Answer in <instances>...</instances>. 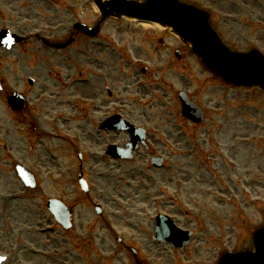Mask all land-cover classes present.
<instances>
[{
  "label": "rangeland",
  "instance_id": "1",
  "mask_svg": "<svg viewBox=\"0 0 264 264\" xmlns=\"http://www.w3.org/2000/svg\"><path fill=\"white\" fill-rule=\"evenodd\" d=\"M32 1L31 6L38 9L40 0ZM79 2L78 19L81 21L82 18L83 22L91 24V21H95V16H97L91 0H79ZM12 8L17 9V5L13 3ZM257 8L259 12L247 11L248 19L260 13L257 20L264 22V12H262L264 3H261ZM35 13L34 10H31L29 14L18 10V13H14L13 17L23 16L28 19V22L35 24V21H37L33 15ZM32 18H34V21ZM38 22L41 23L40 20ZM215 22L220 35L225 36L232 49L237 51L248 50L251 48V41L264 48V26L262 24L258 23L259 27L254 29V38L251 39L250 34L248 37L247 31H244L245 28H242L241 32L232 31L240 29L237 23L229 25L228 30L221 29L220 31L218 19L215 18ZM244 25L246 26L247 22ZM240 33L242 34L241 37ZM104 35L110 39V47L115 48L113 53L121 55L119 58L111 59V70H116V74L107 86L114 92L115 97L110 101L109 106L105 107V112L108 111V107L112 114L114 113V107L121 106L122 117L127 118L137 126L146 128L151 132V135L155 133L167 137L166 133L172 127H165L166 119L159 121L152 116V110L149 106L155 105L153 98L156 96L164 106L173 108L175 105H173L174 100L170 93L172 85L174 90H181V81L187 80V90L183 91L192 94L198 88L201 80L212 81L210 75L191 53L182 51L181 58L188 71L186 78H179V76H182L181 67L172 63L173 53L175 50H182L183 47L180 41L168 33L163 34L155 29L142 28L125 20H111L104 29ZM160 39L164 40V46L158 44ZM169 64L176 69L175 72L165 73L169 71L167 69ZM118 65L121 66L120 73L117 71ZM142 66L148 67H146L148 71L145 77H141L139 74ZM118 77L122 78L117 81ZM121 81H124L123 87L120 86ZM189 84L190 86H187ZM216 84L218 86L215 85V82H211V86H206L199 91L200 98H197V102L206 110V122L201 133L203 139H205L208 133L212 134L213 132V126L208 123H221L223 134L220 137V142L222 151L226 155L229 154L227 148L232 144V135H236L235 142L238 145L235 149L238 166L237 174L226 177L227 172L224 170L222 173L214 174L213 177L218 181L214 185L209 182L196 183L195 185L190 183L189 185L185 180L186 170L192 173L199 167L203 176L208 174L196 158H192L191 166L188 167L185 165L187 163L186 158L183 157V154H179V163L180 165L184 164V166H181L184 168L183 171L165 174L162 179H156L151 172H145L147 176L145 182L153 192H156L161 184L171 189L175 187L178 193L179 191L183 194L185 192V195L194 189L196 195L201 194L203 196V199H199L198 196L196 198L199 199V205L204 207V219L211 226H217L220 230L208 229L211 237L206 243L207 235L205 232L193 228L194 225L190 220H183L175 212L173 218L177 226L181 229L195 230L196 236L190 246L182 253L173 252L167 247L153 249L151 258L158 264H215L224 249H229V251L247 250L246 247L250 242L252 232L264 224V94L258 91L222 89L219 87L220 84ZM157 88L162 90L163 98L157 95ZM215 90H219V95L214 96ZM83 93L87 97L92 94L91 91L87 90ZM135 98L138 100L137 105H134L133 102ZM234 99L236 101H233ZM120 101L121 103H119ZM228 106H234L235 109L229 111ZM238 106H248V109ZM8 117L6 106H0V127H3L0 134L7 133ZM98 117H101V115ZM96 123H98V120L95 119L94 124ZM87 128L93 134L90 127ZM106 137V139L110 137L108 140L105 139L106 143L110 145L122 146L125 141V135L123 134H107ZM174 143L177 144L178 141H174ZM201 148L205 152L208 150L205 146ZM96 184L100 186L101 192H106L105 175L98 177ZM116 184H118V180L115 178L112 185L114 191L120 190ZM203 188L207 189L208 197L202 193L201 189ZM133 206L137 205L134 204ZM156 207L157 211L164 210L162 205ZM111 212L112 216L113 214L116 215L114 226L109 229L115 234L114 239L107 231L106 224L102 226L103 233H99L101 236H110L112 248L116 246L117 238L133 243L137 241L138 244L145 242L148 234L150 235L149 231L152 227L154 214L151 215V218L150 216L146 218L139 216L142 221L139 218H129L127 212H118L115 208ZM2 225L3 223H0V231L4 230L6 232L7 229L3 227L12 226L10 223ZM224 228L226 231L223 230ZM99 233L94 228V234ZM95 247L97 248L96 244H94ZM95 253V258L100 261L99 257L102 255L96 249ZM108 256L110 257L111 253Z\"/></svg>",
  "mask_w": 264,
  "mask_h": 264
},
{
  "label": "water",
  "instance_id": "2",
  "mask_svg": "<svg viewBox=\"0 0 264 264\" xmlns=\"http://www.w3.org/2000/svg\"><path fill=\"white\" fill-rule=\"evenodd\" d=\"M158 1L161 2V0ZM162 2L161 9H155V12L160 11L159 18H163L192 37L201 38L211 45L209 50L197 46L196 48L201 51L212 67L225 73L227 78L233 82L259 84L264 88V65L259 60L255 57L238 58L226 54L184 9L173 6L171 0H162ZM215 56L218 62L214 61ZM242 66L247 68H242ZM255 246L257 248L256 255L234 258L230 264H264V233H259L256 236Z\"/></svg>",
  "mask_w": 264,
  "mask_h": 264
}]
</instances>
